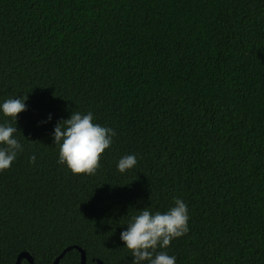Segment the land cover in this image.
<instances>
[{"label":"trees","instance_id":"trees-1","mask_svg":"<svg viewBox=\"0 0 264 264\" xmlns=\"http://www.w3.org/2000/svg\"><path fill=\"white\" fill-rule=\"evenodd\" d=\"M24 96L0 264H52L68 246L57 264H80L78 248L85 264H131L125 224L174 197L189 212L176 264H264V0H0V101ZM88 111L115 136L74 175L51 132Z\"/></svg>","mask_w":264,"mask_h":264},{"label":"clouds","instance_id":"clouds-1","mask_svg":"<svg viewBox=\"0 0 264 264\" xmlns=\"http://www.w3.org/2000/svg\"><path fill=\"white\" fill-rule=\"evenodd\" d=\"M26 97H11L0 101V117L9 118L0 123V171L8 169L23 151L16 137L17 114L26 110ZM48 114L44 121H51ZM115 136L114 129L94 122L91 111L72 112L69 118L57 121L52 129L53 144L58 146L57 163L64 165L72 174H94L99 167L101 154L109 148ZM29 164L36 155L28 158ZM137 165L134 154L121 156L116 169L123 174ZM187 203L173 198L172 206L166 211H151L148 207L130 217L125 230L119 234L123 248L132 257L131 264H176L174 253L167 251L171 241L189 230Z\"/></svg>","mask_w":264,"mask_h":264},{"label":"water","instance_id":"water-1","mask_svg":"<svg viewBox=\"0 0 264 264\" xmlns=\"http://www.w3.org/2000/svg\"><path fill=\"white\" fill-rule=\"evenodd\" d=\"M70 248V246L66 247L65 249H63L61 251V253L54 259V261L52 262V264H57L59 258L63 255V253L68 250ZM78 248V247H77ZM79 251H80V255H81V258H80V264H85V254L83 252V250L81 248H78ZM22 257H25L30 264H34L33 262V259L32 257L27 253V252H21L18 257H17V260H16V264H19V261Z\"/></svg>","mask_w":264,"mask_h":264}]
</instances>
